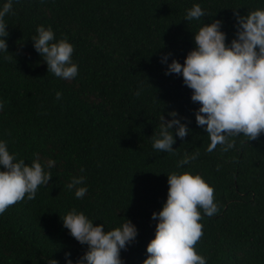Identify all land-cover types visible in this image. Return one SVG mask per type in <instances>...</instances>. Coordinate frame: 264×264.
<instances>
[{"label":"trees","instance_id":"trees-1","mask_svg":"<svg viewBox=\"0 0 264 264\" xmlns=\"http://www.w3.org/2000/svg\"><path fill=\"white\" fill-rule=\"evenodd\" d=\"M6 2L0 0V9ZM194 4L209 15L188 22ZM257 9L264 0H13L4 21L15 59L0 52V141L29 165L38 156L46 171L47 161L55 166L35 200L25 198L0 215V264H67V253L78 264L87 246L61 220L73 208L106 231L130 220L138 236L121 259L144 264L159 223L152 215L167 201L173 172L200 175L214 188L218 212L208 217L200 210L204 235L197 254L207 264H264V133L256 141L236 137L235 148L222 152L218 145L209 153L210 139L196 122L201 105L192 102L182 75H165L173 59L184 64L204 23L223 21L230 45L234 12ZM41 25L74 46L75 79L48 72L31 40ZM171 112L190 134L174 136L175 153L158 152L152 137ZM196 152L197 159L177 167ZM79 176L88 188L82 199L66 188Z\"/></svg>","mask_w":264,"mask_h":264},{"label":"clouds","instance_id":"clouds-1","mask_svg":"<svg viewBox=\"0 0 264 264\" xmlns=\"http://www.w3.org/2000/svg\"><path fill=\"white\" fill-rule=\"evenodd\" d=\"M12 11L13 0H7L0 9V52L7 54L4 59L8 61L15 59V55L8 52L5 38L9 33L4 17ZM234 14L236 38L230 45L226 44V33L221 31L223 21L215 20L211 24L204 23L195 33V48L187 55L184 64L175 59L167 64L171 53L161 59V63L167 64L165 75H182L184 85L192 90V102L201 105L195 116L197 125L204 128L210 139L209 153L218 145L222 152L235 148L236 137L244 136L249 142L258 140L264 133V9L251 11L245 16L239 11ZM208 15L201 5L194 4L187 10L185 20L199 21ZM36 32L31 40L48 72L64 80L75 79L78 65L72 60L74 46L66 37L56 41L51 26L45 28L41 25ZM56 97L60 99L62 93L57 92ZM3 108L4 103L0 102V110ZM169 115L171 120L161 117L159 131L152 137L153 149L158 152L175 153L174 136L184 140L190 134L187 125L177 118V112ZM198 155V152L185 155L177 167L190 164ZM54 166L55 161H47L49 170L46 171L38 156L29 165L16 154H10L6 141H0V168L3 169L0 170V215L25 198L35 200L38 189L53 179L50 169ZM167 177V201L160 212L152 215V219L159 223L155 239L147 247L149 256L144 264H207L206 259L197 254L195 245L204 235L203 225L199 222L203 218L200 210L208 217L218 212L214 188L200 175L173 172ZM85 184L86 177H73L66 188L74 191L76 199H82L88 192ZM61 220L71 237L87 246L78 264H124L121 251L127 250L138 236V230L130 220L106 231L104 224L96 225L75 208ZM69 256L67 253V264H72ZM48 264L59 262L50 259Z\"/></svg>","mask_w":264,"mask_h":264}]
</instances>
